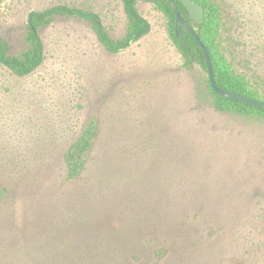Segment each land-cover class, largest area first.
<instances>
[{"label":"rangeland","instance_id":"374dc122","mask_svg":"<svg viewBox=\"0 0 264 264\" xmlns=\"http://www.w3.org/2000/svg\"><path fill=\"white\" fill-rule=\"evenodd\" d=\"M214 1L223 53L264 88V0ZM55 4L125 34L121 0H0L11 53L27 46L28 13ZM136 5L150 31L124 51L55 17L39 29V67L19 77L0 65V264H264V121L217 111L164 14ZM93 120L69 180L65 152Z\"/></svg>","mask_w":264,"mask_h":264},{"label":"trees","instance_id":"16d2710c","mask_svg":"<svg viewBox=\"0 0 264 264\" xmlns=\"http://www.w3.org/2000/svg\"><path fill=\"white\" fill-rule=\"evenodd\" d=\"M126 16V30L121 38H113L102 24L98 13L67 4H55L50 7L31 10L27 15L25 42L23 51L11 53L8 41L0 34V65L14 75L22 77L33 72L44 60V43L39 34L41 27L49 25L55 17H74L85 21L94 31L98 42L109 53H119L128 49L134 42L150 31L149 22L140 14L137 0H121ZM167 19L168 35L183 59V66L196 63L206 73V87L212 106L220 112H227L245 119L264 121V107L242 100L217 94L211 87L202 49L194 36L181 24L175 28V14L168 0H149ZM204 9V20L200 24L193 22L179 0L175 5L184 18L197 32L209 50L215 84L224 90L243 94L264 101V88L251 83L247 77L233 67L221 49V13L214 0H194ZM97 134V125L93 120L81 131L64 155L66 176L69 180L77 178L82 172L86 158L93 147ZM0 190V203L2 199ZM68 261L71 262L69 259Z\"/></svg>","mask_w":264,"mask_h":264},{"label":"water","instance_id":"95a60500","mask_svg":"<svg viewBox=\"0 0 264 264\" xmlns=\"http://www.w3.org/2000/svg\"><path fill=\"white\" fill-rule=\"evenodd\" d=\"M173 11L175 14V28H177V26L179 24L183 25L196 39V41L198 42V44L200 45L204 58H205V63H206V67H207V71H208V78H209V82L210 85L212 87V89L219 95L221 96H226V97H231V98H235L238 100H242L248 103H252L255 104L257 106H262L264 107V101L256 99V98H252L249 96H245L243 94H238L235 92H231V91H227L224 89L219 88L214 81V74H213V69H212V65H211V61H210V56H209V50L206 47V45L202 42V40L200 39L199 35L197 34L196 30L187 22L184 20V18L182 17V15L180 14V12L178 11L174 0H168ZM183 6L185 7V9L187 10V13L190 17V19L195 22L196 24H200L203 22L204 20V9L203 7L198 3L195 2L194 0H179Z\"/></svg>","mask_w":264,"mask_h":264}]
</instances>
